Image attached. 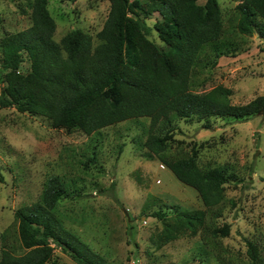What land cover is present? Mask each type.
Returning a JSON list of instances; mask_svg holds the SVG:
<instances>
[{"label":"rangeland","instance_id":"obj_1","mask_svg":"<svg viewBox=\"0 0 264 264\" xmlns=\"http://www.w3.org/2000/svg\"><path fill=\"white\" fill-rule=\"evenodd\" d=\"M32 1L0 0V39L32 24ZM218 1L223 34L202 47L190 88L203 93L223 85L232 90L233 103L244 104L264 95V20H258L254 32L240 33L241 0ZM49 9L57 23L55 40L82 29L96 45L110 1L51 0ZM148 22L152 25L154 18ZM149 37L165 47L156 30ZM29 66L26 60L21 70ZM3 78L0 64V94ZM149 123L148 118L127 120L89 136L54 128L44 116L0 106V256L2 234L15 223L16 211L39 200L48 178L59 175L86 194L64 200L59 216L111 264H264V113L247 120L172 116L160 123L157 131L176 128L165 156L183 158L196 149L202 169L227 167L240 179L228 183L223 201L210 209L158 158L146 156L142 142ZM170 205L206 210L205 225L192 237L171 234L166 226L174 225L176 216L166 208ZM160 209L168 220L151 215ZM225 223L229 235H215ZM248 240L259 247L257 262L248 253ZM48 264L78 263L56 247Z\"/></svg>","mask_w":264,"mask_h":264},{"label":"trees","instance_id":"obj_2","mask_svg":"<svg viewBox=\"0 0 264 264\" xmlns=\"http://www.w3.org/2000/svg\"><path fill=\"white\" fill-rule=\"evenodd\" d=\"M50 1L33 0L32 24L0 39L5 84L0 106L44 116L54 128L81 130L89 136L123 121L148 118L147 137L142 142L146 156L158 158L179 181L194 188L207 209L220 204L226 185L240 181L236 173L222 166L202 169L196 149L183 158L165 156L176 128L157 131L172 116L247 120L264 113V95L235 104L232 90L223 85L203 93L191 91L199 52L223 34L219 1L109 0V14L96 35L100 41L96 45L93 35L82 29L55 40L57 23ZM237 8L240 33L254 32L258 20H264V0H241ZM153 18L151 25L148 21ZM153 30L165 47L149 37ZM26 60L30 66L23 72ZM85 196L83 187H70L59 175L49 177L40 199L19 208L15 223L3 232L0 264H48L56 247L78 264H111L67 228L57 212L64 200ZM166 208L176 216V223L166 226L171 234L192 237L205 225L206 210L179 205ZM151 215L168 220L162 209ZM218 232L228 236L230 224L214 234ZM247 243L251 259L257 262L258 245Z\"/></svg>","mask_w":264,"mask_h":264}]
</instances>
